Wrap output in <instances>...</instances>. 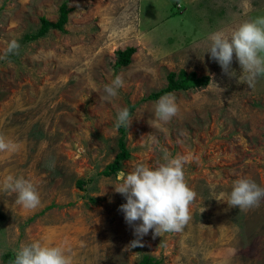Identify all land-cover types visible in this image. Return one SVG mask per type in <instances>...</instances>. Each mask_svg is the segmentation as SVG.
<instances>
[{
  "label": "rangeland",
  "instance_id": "1",
  "mask_svg": "<svg viewBox=\"0 0 264 264\" xmlns=\"http://www.w3.org/2000/svg\"><path fill=\"white\" fill-rule=\"evenodd\" d=\"M63 2L0 0V135L15 145L0 153V181L23 176L41 198L29 211L0 188V264L33 240L63 247L71 264H139L145 254L160 264H264V199L242 211L214 198L227 199L242 177L264 188V75L249 88L237 82L235 54L232 77L207 52L214 32L264 16V0H250L247 15L242 0H68L64 30L28 38L42 17L58 20ZM13 39L19 54L5 56ZM130 46L131 63L118 66L117 51ZM182 69L210 82L168 92L177 114L158 121L159 98L149 96ZM117 75L124 86L106 100L104 85ZM122 108L133 118L126 127L132 157L121 171L154 167L167 149L185 158L196 193L182 231L154 238L150 230L135 248L116 175L102 173L119 151Z\"/></svg>",
  "mask_w": 264,
  "mask_h": 264
},
{
  "label": "clouds",
  "instance_id": "2",
  "mask_svg": "<svg viewBox=\"0 0 264 264\" xmlns=\"http://www.w3.org/2000/svg\"><path fill=\"white\" fill-rule=\"evenodd\" d=\"M241 7L247 15L251 9L250 0H242ZM209 39L211 43L207 52L220 64L224 73L236 76L235 71L230 70L235 54L242 68L237 82L254 88L257 78L264 75V16L244 20L227 30L216 31ZM19 48L18 41L11 40L5 56L9 53L19 54ZM123 86L122 77L115 76L110 83L104 85V99L116 97L118 89ZM177 111L176 98L172 93L161 96L155 102L154 115L158 121H170ZM132 118L128 108L118 110L116 127H129ZM14 147L11 140L0 135V153L11 151ZM161 151L162 162L157 161L154 167L138 163L128 172H118L116 180L119 183L112 184L114 191L126 198V203L121 204L119 210L124 213L125 221L134 226V234L138 237L131 242L130 248L142 246L140 238L150 230H154V238L168 232H180L191 219L189 205L195 199L196 193L185 180V158L180 155L173 157L167 149ZM0 188L5 192L16 193L15 203L25 210H35L41 204L36 187L23 176L4 177L0 181ZM214 198L226 201L229 206L243 211L259 206L264 199V188L255 181L242 177L233 181L227 199L223 195ZM137 221L140 223L137 224ZM12 264H71V261L63 247L33 240L19 245Z\"/></svg>",
  "mask_w": 264,
  "mask_h": 264
},
{
  "label": "trees",
  "instance_id": "3",
  "mask_svg": "<svg viewBox=\"0 0 264 264\" xmlns=\"http://www.w3.org/2000/svg\"><path fill=\"white\" fill-rule=\"evenodd\" d=\"M71 12V8L69 7L68 0H65L60 7V15L56 22L49 21L46 17H42V25L40 30L32 35L28 36L30 39H35L45 35L50 28H57L60 30H64L65 24L68 22L69 13ZM136 51V47L130 46L124 50L117 51V65L118 66H127L131 63L132 55ZM175 72H171L169 74V85L166 88H163L157 92L150 94L149 98L158 99L164 94L174 91V90H187L189 88L206 86L210 82V77L199 76L196 72H191L188 74L184 69L181 70L180 74L177 76ZM121 136L118 140L119 151L114 158L113 162L109 163L107 167L103 170V174L109 175H117L118 172L124 169L125 161L132 157L131 150L127 145V132L126 127L121 126ZM82 181H79L80 187H82ZM5 264H12V259L10 254H5ZM161 260L156 258L153 255L145 254L140 260L139 264H160Z\"/></svg>",
  "mask_w": 264,
  "mask_h": 264
}]
</instances>
